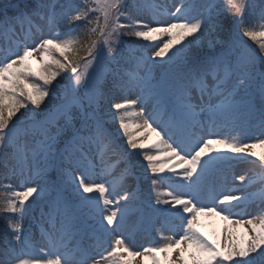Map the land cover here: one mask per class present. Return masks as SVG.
<instances>
[{"label": "snow or ice", "instance_id": "1", "mask_svg": "<svg viewBox=\"0 0 264 264\" xmlns=\"http://www.w3.org/2000/svg\"><path fill=\"white\" fill-rule=\"evenodd\" d=\"M139 155L141 201L125 187ZM249 157L258 171L210 186ZM118 164L120 191L92 179ZM136 203L159 235L142 250ZM0 214V264H264V0H0Z\"/></svg>", "mask_w": 264, "mask_h": 264}, {"label": "rangeland", "instance_id": "2", "mask_svg": "<svg viewBox=\"0 0 264 264\" xmlns=\"http://www.w3.org/2000/svg\"><path fill=\"white\" fill-rule=\"evenodd\" d=\"M158 3L165 4L168 8H172L173 5L179 6L181 0H157ZM193 4H200L203 2V0H191ZM217 3L220 2V0H216ZM174 10V9H173ZM148 15V18L151 19L150 13H146ZM255 23H260V21L256 20ZM136 39V38H135ZM139 43H147L145 41H140ZM135 110V109H134ZM130 119H137V118H130ZM155 126V125H154ZM260 135L259 131H256L254 133H249L250 139L247 140V142L251 143L255 141V137H258ZM158 138L155 136H152L147 143L149 144H155L157 142ZM139 151V150H138ZM257 152H260L261 149L257 148ZM136 162L134 163L139 167V169H136V171L132 174V176L127 179V182L125 184V187L130 189L133 193L137 196V201L142 200V192L148 193L150 190V186L147 183L148 191H143L142 186H140L139 182V176L144 175L145 168L147 166V161L143 160V155L135 156ZM256 158L249 157L248 161H241L232 164L228 167H223L221 170L214 171L210 176V186L215 187L217 191L222 190L225 187L234 186L233 185V177L236 173L245 174L252 170L258 171L255 169V165L252 163L253 160ZM110 163H114V160ZM258 163V161H257ZM124 165L118 164L115 165L114 168H101L98 169L96 174L92 176V179L99 183H105L106 186L109 183H116V191H120L119 184L117 183L119 181V177L121 174V171L123 170ZM177 172L182 171L180 168L176 169ZM150 174V172H149ZM163 175H173L172 173L165 172ZM5 184L7 183H13L14 185H18V181H13L11 179L3 181ZM259 184V176L257 177V185ZM17 190H21L19 187H17ZM92 195H96V193H93ZM105 195L108 196L109 199H112L115 197L116 192H112L110 190L109 193H106ZM31 202V200L29 201ZM102 203V201H101ZM139 207V203H136L134 205L130 206L129 211V217H128V223L127 228L132 236V244H130V247H133L134 250H142L143 247L151 246L152 243L157 240H153L151 242L150 237L148 234L144 231L143 227L145 224H143L140 221L139 214L136 212V208ZM249 211H253V209H249ZM38 216V213H36ZM98 219V218H97ZM222 224L218 219L213 222L210 220L205 219L203 221L201 230L205 232L206 235H208L210 238L215 239V232L216 229ZM47 227V226H46ZM159 227V225L157 226ZM23 228L27 230L26 234L30 232L33 242L35 245H39L42 243V236H41V227L36 223V221L33 219L32 215L27 216L23 221ZM151 234V232L149 231ZM170 234V233H169ZM4 235V234H3ZM152 235V234H151ZM159 239V235L157 236ZM92 243H95L94 241ZM126 243L128 241L126 240ZM108 247V245H104L103 248L99 249V254H97L96 258L100 259V254L106 256L107 252L104 250ZM33 255H40V253L35 252L32 253Z\"/></svg>", "mask_w": 264, "mask_h": 264}, {"label": "trees", "instance_id": "3", "mask_svg": "<svg viewBox=\"0 0 264 264\" xmlns=\"http://www.w3.org/2000/svg\"><path fill=\"white\" fill-rule=\"evenodd\" d=\"M83 54H86V52H81L80 55H83ZM63 73H61V75L59 77H57V81L56 82H59V81H62L63 80ZM22 112L24 111L23 109L21 110ZM19 116V113L17 114Z\"/></svg>", "mask_w": 264, "mask_h": 264}]
</instances>
